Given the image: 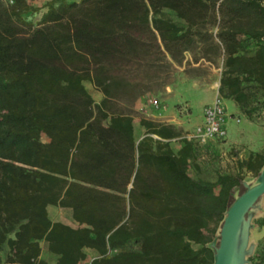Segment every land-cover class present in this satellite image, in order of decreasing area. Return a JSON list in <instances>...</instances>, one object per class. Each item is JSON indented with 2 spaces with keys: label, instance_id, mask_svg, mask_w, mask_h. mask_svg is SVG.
I'll return each instance as SVG.
<instances>
[{
  "label": "trees",
  "instance_id": "16d2710c",
  "mask_svg": "<svg viewBox=\"0 0 264 264\" xmlns=\"http://www.w3.org/2000/svg\"><path fill=\"white\" fill-rule=\"evenodd\" d=\"M30 9L0 0V264H50L41 240L54 264H81L86 247L98 253L91 264H214L243 176L193 177V142L182 137L174 151L162 138L179 132L143 116L136 141L133 115L117 100L142 91L128 71L159 75L166 53L178 62L211 22L217 30L205 39L224 49L219 94L250 117L248 83L264 95V0H52L36 24L22 16ZM239 164L257 176L264 151ZM49 204L70 208L78 225L50 219ZM247 264H264V239Z\"/></svg>",
  "mask_w": 264,
  "mask_h": 264
},
{
  "label": "rangeland",
  "instance_id": "374dc122",
  "mask_svg": "<svg viewBox=\"0 0 264 264\" xmlns=\"http://www.w3.org/2000/svg\"><path fill=\"white\" fill-rule=\"evenodd\" d=\"M31 9L22 14L26 20H30L33 24H36L43 13L47 10L48 4L52 0H28ZM72 1V0H67ZM78 1V0H76ZM5 5L12 3L11 0H3ZM171 18H173L179 24H186L184 18L179 17L174 10L164 9ZM200 34H198L195 42L188 48L183 50L182 56L179 57V61H175L169 53L166 56L170 62L167 66H162L158 71L159 75L153 76V70L132 69L126 74L130 77H135L140 83L139 89L142 90L133 96H126L118 99V106L131 111L133 115L134 124V137L138 141L145 132V127L140 123L141 116L153 119L156 122H162L164 124H170L174 127V131L179 132L178 135L171 136L169 138H162L163 142H167L168 145L176 151L179 145L182 144L181 138L187 137L191 133L192 129L184 131L181 127L177 128L172 123L165 120L173 115V110H179V117L186 119L193 123L196 119L195 108L191 107L189 114L180 112V107L184 101L176 103L175 98L178 93L183 90L185 83H194L197 86H211L217 85L220 81L223 65V53L224 49L220 45L218 50L213 51L214 48L209 44L211 40L220 44L217 37L212 39H205V34L215 33L217 28L211 22H205L198 26ZM257 48L256 40L248 38L244 44V51L247 54H252ZM84 84L88 91L91 93L94 101L100 103L102 99V93L94 87L89 80H85ZM249 90L254 92L252 105L255 109L252 111L251 116L247 117L251 120L255 126V137L253 141L248 143H240L235 145L228 142V139L224 140H210L204 144H197L193 142L195 149V156L191 159L188 165V172L190 175L196 178H205L209 180H215L219 173H236L239 172L243 176V180L246 185H252L261 179V175L264 174V167L261 168L260 173L255 176L253 172L246 169L245 166H240L239 162L248 158L251 152L264 151V95L262 90L255 81L248 83ZM137 90V89H136ZM210 96L212 95V89L209 90ZM195 97L198 98L199 93H195ZM201 96V94H200ZM158 99L160 106L158 109L154 108L151 99ZM198 108V107H197ZM178 112V111H177ZM238 120V118H237ZM194 127V126H193ZM261 132V137L258 136ZM41 140L47 141L48 137L45 133H41ZM155 138H159L157 134H153ZM218 186L216 187V191ZM238 188L234 189V194L237 196ZM48 215L52 220H62L66 223L73 222L70 208L49 204L47 206ZM245 221H242L238 234L235 240V251L238 252L241 245L245 244V252L242 255L241 261L238 264H247V257L249 254L255 253L259 247L262 239H264V226L261 225L260 220L264 218V195H262L255 205L247 212ZM245 235L247 239H245ZM216 239L212 241V244ZM246 242V243H245ZM40 244L42 249L44 248L45 241L41 240ZM198 247V244L194 245ZM115 249L110 250L111 253L115 252ZM50 253L47 250H43L41 255L44 258ZM81 264H91V260H82Z\"/></svg>",
  "mask_w": 264,
  "mask_h": 264
},
{
  "label": "crops",
  "instance_id": "0c3cea01",
  "mask_svg": "<svg viewBox=\"0 0 264 264\" xmlns=\"http://www.w3.org/2000/svg\"><path fill=\"white\" fill-rule=\"evenodd\" d=\"M214 83L213 85L209 87V86H197L194 83L188 82L184 84L183 90H181V92L178 93V95H176V98H175L176 103L184 101V103L189 106L190 111H191V107H194V106L196 107L194 108H195V113L197 116L193 123L189 122V118L188 120L181 119L179 117L180 115L178 114L179 110H177L178 112L176 110H173V115L170 116L169 118H165V120L172 123L177 128L181 127L184 131H187V129H190V128L193 129L197 124H200L203 119V116H202L203 106L206 103L211 102L216 95H220L218 91L220 81L219 83H217V85H214ZM210 89H212L211 96L209 94ZM197 92L199 93L198 98H196L195 97L196 95H194ZM222 98H223V101H224V104L226 106V110L228 113V119L226 122V128H227L226 139H228V142L233 143L235 145H239L240 143H248V142L253 141V138L256 136L255 131H258L256 130L257 128L255 124L245 116V113L242 111L239 104L234 99H232L231 97H222ZM261 135L262 134L260 132L258 136L261 137ZM180 146L181 145H179V147ZM71 215H72V211H71ZM72 219H73V222H70L69 224L73 226H77L78 222L74 220L73 217ZM43 250H47L46 243L44 245V248L42 249V252ZM85 252H86L85 259L88 261L98 256L97 251L93 248L86 247ZM3 253H4L3 254L4 256H2V258L4 259L6 257L7 252L4 251ZM46 259L49 261L50 264H54L56 261V255L53 253H50Z\"/></svg>",
  "mask_w": 264,
  "mask_h": 264
},
{
  "label": "water",
  "instance_id": "95a60500",
  "mask_svg": "<svg viewBox=\"0 0 264 264\" xmlns=\"http://www.w3.org/2000/svg\"><path fill=\"white\" fill-rule=\"evenodd\" d=\"M262 195H264V174L261 175V179L258 182L247 185V189L235 198L228 209L220 227L219 246L216 248L214 264H238L241 261L245 252V244L241 245L238 252L235 251L238 229L242 221L246 222L245 214ZM245 237L247 239L246 235ZM237 253H241V258L238 262L234 258Z\"/></svg>",
  "mask_w": 264,
  "mask_h": 264
},
{
  "label": "built area",
  "instance_id": "2783aa9c",
  "mask_svg": "<svg viewBox=\"0 0 264 264\" xmlns=\"http://www.w3.org/2000/svg\"><path fill=\"white\" fill-rule=\"evenodd\" d=\"M150 102L154 108H159L160 103L158 99L153 98ZM180 112L189 114V106L185 103L182 104ZM202 116V122L197 124L192 129L191 133L187 135L189 140L197 144H204L210 140L226 139L228 113L221 95H216L211 102L203 106Z\"/></svg>",
  "mask_w": 264,
  "mask_h": 264
},
{
  "label": "bare ground",
  "instance_id": "6f19581e",
  "mask_svg": "<svg viewBox=\"0 0 264 264\" xmlns=\"http://www.w3.org/2000/svg\"><path fill=\"white\" fill-rule=\"evenodd\" d=\"M236 262H238L241 258V253H237L235 256H234Z\"/></svg>",
  "mask_w": 264,
  "mask_h": 264
}]
</instances>
